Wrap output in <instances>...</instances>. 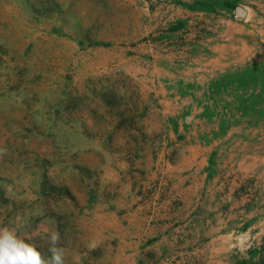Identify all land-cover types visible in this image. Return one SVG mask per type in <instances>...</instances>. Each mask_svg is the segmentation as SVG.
I'll list each match as a JSON object with an SVG mask.
<instances>
[{
  "label": "rangeland",
  "instance_id": "1",
  "mask_svg": "<svg viewBox=\"0 0 264 264\" xmlns=\"http://www.w3.org/2000/svg\"><path fill=\"white\" fill-rule=\"evenodd\" d=\"M0 227L264 264V0H0Z\"/></svg>",
  "mask_w": 264,
  "mask_h": 264
},
{
  "label": "clouds",
  "instance_id": "2",
  "mask_svg": "<svg viewBox=\"0 0 264 264\" xmlns=\"http://www.w3.org/2000/svg\"><path fill=\"white\" fill-rule=\"evenodd\" d=\"M48 239L51 257L45 260L34 243L26 241L14 229L0 227V264H64V249L57 246L59 232H50Z\"/></svg>",
  "mask_w": 264,
  "mask_h": 264
},
{
  "label": "crops",
  "instance_id": "3",
  "mask_svg": "<svg viewBox=\"0 0 264 264\" xmlns=\"http://www.w3.org/2000/svg\"><path fill=\"white\" fill-rule=\"evenodd\" d=\"M222 50H220V52H221ZM203 159H200V162H202L203 163V161H202Z\"/></svg>",
  "mask_w": 264,
  "mask_h": 264
}]
</instances>
